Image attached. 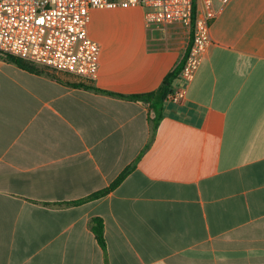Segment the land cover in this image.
<instances>
[{"label":"crops","instance_id":"1","mask_svg":"<svg viewBox=\"0 0 264 264\" xmlns=\"http://www.w3.org/2000/svg\"><path fill=\"white\" fill-rule=\"evenodd\" d=\"M98 12L108 34L126 19L123 36H92ZM88 32L93 81L0 55V264H264V0L225 6L188 82L184 23L93 10ZM178 65L182 99L161 103L154 132L147 104L111 95L155 92Z\"/></svg>","mask_w":264,"mask_h":264},{"label":"built area","instance_id":"2","mask_svg":"<svg viewBox=\"0 0 264 264\" xmlns=\"http://www.w3.org/2000/svg\"><path fill=\"white\" fill-rule=\"evenodd\" d=\"M231 0H0V55L38 68L93 81L99 70L100 46L88 32L93 10L143 11L146 24L184 23L191 45L179 78L192 79L212 40L211 22ZM183 90L166 101L177 104Z\"/></svg>","mask_w":264,"mask_h":264},{"label":"trees","instance_id":"3","mask_svg":"<svg viewBox=\"0 0 264 264\" xmlns=\"http://www.w3.org/2000/svg\"><path fill=\"white\" fill-rule=\"evenodd\" d=\"M5 58V60L12 62L14 64H16L17 66L26 69V70H30L33 72H37V70L34 68L36 66L26 63L24 61L9 57V56H3ZM180 70V65H178L170 74H168L162 84L160 85V87L152 93H148V94H143V95H133V96H121V95H116V94H111L113 96H117V97H121V98H126V99H131V100H135V101H140L143 102L145 104L148 105L149 108V120L151 122V127H152V132H154L157 127L159 122L162 119V114L160 111V106L161 103L165 100L166 95L168 93H170V86L171 83L173 82V80L176 78V75L178 74ZM92 89V88H91ZM94 91L97 92H103L97 89H92ZM158 98V106L153 104V100L154 98ZM130 169L125 170L111 185L109 188L95 193L91 196H89L86 200H94L97 199L101 196H104L105 194H107L109 191H112L114 188H116L121 182L122 180L127 176V174L129 173ZM83 201H79V202H75V204H80ZM90 230L93 233L98 245L101 247L102 250H105V242H104V236H103V225H102V221L99 218H92L90 221Z\"/></svg>","mask_w":264,"mask_h":264},{"label":"rangeland","instance_id":"4","mask_svg":"<svg viewBox=\"0 0 264 264\" xmlns=\"http://www.w3.org/2000/svg\"><path fill=\"white\" fill-rule=\"evenodd\" d=\"M108 15H110V13L108 12H102V13L98 12L92 16L91 25H90V31L92 36H123L121 30L125 25V23L123 24V22H126V19L125 21L123 19L122 22V18H119L118 16H117L118 19L113 18L115 19L111 21L113 25V30L118 29V32L116 33L112 32L111 34H108L107 30L110 29V23L108 22L109 20H107ZM128 20L129 22L134 23L137 19L134 16H132L129 17Z\"/></svg>","mask_w":264,"mask_h":264}]
</instances>
